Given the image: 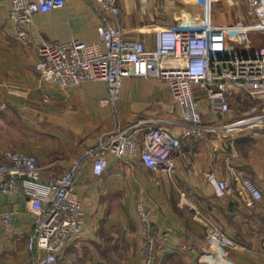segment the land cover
<instances>
[{
  "label": "crops",
  "instance_id": "1",
  "mask_svg": "<svg viewBox=\"0 0 264 264\" xmlns=\"http://www.w3.org/2000/svg\"><path fill=\"white\" fill-rule=\"evenodd\" d=\"M116 1L123 37L140 40L147 48L153 46L157 29L191 28L205 19L221 28L215 35L218 42L224 40L235 53L245 51L230 31L222 30L238 20L249 21L244 0H212L208 6L204 0ZM240 5L244 15L237 9ZM9 8V0H0V159L6 151L33 154L43 177L58 176L80 160L73 186L81 203L79 231L56 264H144L140 204L151 209L152 225L166 233L153 264H264V124L217 129L199 139L180 138L170 174L148 169L137 155L108 153L106 169L95 175L93 159L82 156L84 150L117 125L152 120L179 134L172 123L179 117L167 82L127 77L115 103L105 102L103 80L66 88L48 84L34 69L38 46L42 41H98L91 0H66L61 8L34 14L30 26L13 23ZM221 10L223 17L217 14ZM249 36L252 46L264 43V34ZM194 95L203 122L215 126L261 110V102L233 93L229 112L219 117L209 111L203 90L194 88ZM133 136L139 140L141 131ZM208 173L227 179L234 191L216 197L206 181ZM242 178H249L262 193L252 204ZM4 215H9L8 223L2 221ZM210 222L238 248L223 247L207 237ZM33 223L20 185L11 193H0V264H28L42 257V250L31 252L27 247Z\"/></svg>",
  "mask_w": 264,
  "mask_h": 264
},
{
  "label": "built area",
  "instance_id": "2",
  "mask_svg": "<svg viewBox=\"0 0 264 264\" xmlns=\"http://www.w3.org/2000/svg\"><path fill=\"white\" fill-rule=\"evenodd\" d=\"M66 0H9V19L16 25H32L38 12H49L64 6ZM208 6L212 0H204ZM238 4L240 0H226ZM249 17L224 27L230 31L243 53L227 49L218 42L216 31L201 19L191 28H160L154 33L153 46L147 48L140 40L123 37L119 26L120 8L116 0H91L97 17L99 40L83 43L70 40L63 43L42 41L34 65L39 78L61 88L76 86L86 80H103L107 86V103L120 98L122 81L130 76L156 77L167 82L179 119L172 121L179 134L152 120H140L117 125L103 133L98 143L86 148L82 156L93 159V173L100 175L107 167L108 153L117 157L137 155L148 169L170 174L179 155L180 138L199 139L217 129H241L264 124V43L250 44V32L264 34V0H244ZM215 33V34H213ZM194 88L206 94L211 113L224 117L230 110L233 93H244L261 102L257 113L239 117L215 126L204 123L198 109ZM141 131L140 139L133 135ZM0 159V193H11L18 185L29 201L34 215L33 229L28 237L29 251L42 250L40 258L28 264H56L69 240L79 231L81 203L73 191L78 160L58 176L43 177V167L33 154L6 151ZM216 197L222 198L234 190L227 179L212 173L205 175ZM249 194L248 204L259 200L262 193L249 178L240 180ZM140 218V253L144 264H153L159 243L166 233L156 229L151 221V209L138 206ZM8 223L9 215L2 217ZM207 237L221 246L235 249L238 243L214 223L207 225Z\"/></svg>",
  "mask_w": 264,
  "mask_h": 264
},
{
  "label": "rangeland",
  "instance_id": "3",
  "mask_svg": "<svg viewBox=\"0 0 264 264\" xmlns=\"http://www.w3.org/2000/svg\"><path fill=\"white\" fill-rule=\"evenodd\" d=\"M237 9H238L239 12L241 13V15H244V13H245V8H244L243 6L240 5V7H238ZM221 11H222V10H221ZM214 12H216V11L214 10L213 13H214ZM224 13H225L224 11H222V12H219V11H218V12H217V14H218L220 17L225 16ZM241 15H240V17H241ZM237 19H239V17H237Z\"/></svg>",
  "mask_w": 264,
  "mask_h": 264
}]
</instances>
